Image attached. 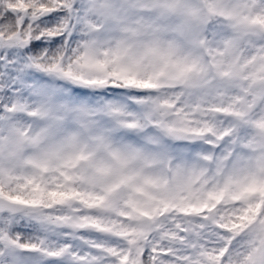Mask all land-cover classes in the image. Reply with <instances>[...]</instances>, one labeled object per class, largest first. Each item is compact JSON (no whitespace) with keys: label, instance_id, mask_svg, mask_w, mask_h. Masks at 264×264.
<instances>
[{"label":"snow or ice","instance_id":"snow-or-ice-1","mask_svg":"<svg viewBox=\"0 0 264 264\" xmlns=\"http://www.w3.org/2000/svg\"><path fill=\"white\" fill-rule=\"evenodd\" d=\"M0 264H264V0H0Z\"/></svg>","mask_w":264,"mask_h":264}]
</instances>
